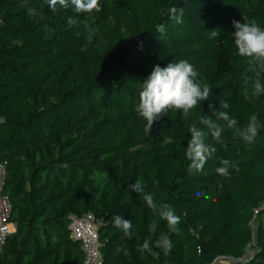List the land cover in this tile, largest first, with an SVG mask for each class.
<instances>
[{"label":"trees","instance_id":"1","mask_svg":"<svg viewBox=\"0 0 264 264\" xmlns=\"http://www.w3.org/2000/svg\"><path fill=\"white\" fill-rule=\"evenodd\" d=\"M76 1L0 0V163L16 226L0 264H81L79 245L69 239L71 214H91L98 222L104 264H208L228 240L237 244L243 235L251 243L247 258L235 247L222 254L264 264V96H251L250 89L244 95L253 73L231 36L233 21L264 29V0H144L142 14L135 0H118L107 17L122 51L69 49L66 77L56 69L62 61L56 39L68 32L48 36L42 23L24 21L73 10ZM181 59L211 89L209 98L189 117L169 111L146 131L134 112L140 83L153 66ZM219 111H228L238 128L255 114L261 128L254 142L227 128L214 139L200 120L223 124ZM194 127L215 149L200 170L186 156ZM222 159L236 166L227 177L216 172ZM137 181L141 191H131ZM145 195L174 210L175 231L147 208ZM117 216L131 221V238L115 226ZM162 233L173 245L167 255L154 245ZM149 238L151 251L143 250Z\"/></svg>","mask_w":264,"mask_h":264},{"label":"clouds","instance_id":"2","mask_svg":"<svg viewBox=\"0 0 264 264\" xmlns=\"http://www.w3.org/2000/svg\"><path fill=\"white\" fill-rule=\"evenodd\" d=\"M232 26L234 30L231 36L235 49L240 56L248 58L249 70L253 73L252 77H248L244 81V95L247 97L250 89L251 96H264V29L254 21H233ZM163 30V25L157 26V31L162 32ZM210 34L212 37H216L218 32L214 30ZM210 92L211 89L198 79L195 67L186 60L171 62L165 67L155 65L150 74L140 83L134 112L145 122V130L148 131L156 120L169 111L179 112L180 115L189 117L193 109L209 98ZM222 107L227 109L229 105L224 103ZM216 118L223 124L210 121L205 117H201L200 123L207 126L210 135L217 141L220 140L224 129L227 128L233 130L243 142L250 145L261 128L255 114L249 116L248 123L243 128L237 127V120L231 117L228 111L217 112ZM214 150L204 142V135L200 129L195 127L191 129L186 156L191 162L192 169H202ZM219 163L221 166L216 169V172L225 177L229 175L230 167H236L233 162L227 159H222ZM130 190L141 191V183L139 181L132 183ZM144 203L154 215L166 223L169 232L176 230L180 218L173 209L166 206L158 208L151 195L144 196ZM114 223L123 237H132L133 225L131 221L117 216L114 218ZM155 229L156 222L154 221L150 226V231L154 232ZM151 243L150 238L146 239L141 246L142 249L151 251ZM154 245L161 249L165 255L171 251L173 246L167 233H162L155 240Z\"/></svg>","mask_w":264,"mask_h":264},{"label":"rangeland","instance_id":"3","mask_svg":"<svg viewBox=\"0 0 264 264\" xmlns=\"http://www.w3.org/2000/svg\"><path fill=\"white\" fill-rule=\"evenodd\" d=\"M118 0H77L73 10H59L52 17H44L40 14H33L24 22L32 23V26L42 23L49 33L48 36L56 35L63 31L68 32V36L63 39H56L60 48V61L56 69L64 72L67 77L71 75L66 58V51L69 49H90L92 52L99 54H119L123 49V43L114 37L111 31V21L107 17V12L117 3ZM140 14L147 9V3L144 0H135ZM91 26L96 27L95 35L90 34ZM87 33V34H86ZM175 35L174 33L172 34ZM233 218L237 221L245 220V215L241 212H233ZM77 215L71 214L68 219ZM256 214L251 219V231L255 229L254 219ZM98 223V222H97ZM96 223V224H97ZM16 226L12 223V229L15 232ZM13 232V233H14ZM250 232V237H251ZM235 247L241 251L242 259L250 255L251 243L249 237L241 236V241L234 244L228 240L218 252L212 255L208 264H224L233 263L240 264V260L232 259L230 256H225L222 251H229Z\"/></svg>","mask_w":264,"mask_h":264},{"label":"built area","instance_id":"4","mask_svg":"<svg viewBox=\"0 0 264 264\" xmlns=\"http://www.w3.org/2000/svg\"><path fill=\"white\" fill-rule=\"evenodd\" d=\"M5 167V163H0V256L7 239L14 232V230H10L12 227V223H10L11 205L6 195L3 194ZM67 229L69 239L79 245L83 256L81 264H104L98 227L91 214L69 218Z\"/></svg>","mask_w":264,"mask_h":264},{"label":"bare ground","instance_id":"5","mask_svg":"<svg viewBox=\"0 0 264 264\" xmlns=\"http://www.w3.org/2000/svg\"><path fill=\"white\" fill-rule=\"evenodd\" d=\"M12 229V227H10V230Z\"/></svg>","mask_w":264,"mask_h":264}]
</instances>
